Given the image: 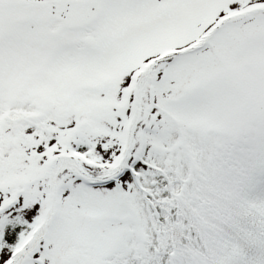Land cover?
<instances>
[{
    "label": "snow or ice",
    "instance_id": "obj_1",
    "mask_svg": "<svg viewBox=\"0 0 264 264\" xmlns=\"http://www.w3.org/2000/svg\"><path fill=\"white\" fill-rule=\"evenodd\" d=\"M0 264H264V0H0Z\"/></svg>",
    "mask_w": 264,
    "mask_h": 264
}]
</instances>
